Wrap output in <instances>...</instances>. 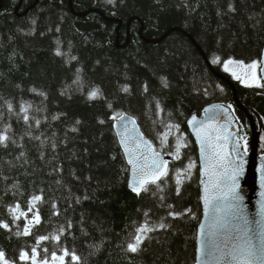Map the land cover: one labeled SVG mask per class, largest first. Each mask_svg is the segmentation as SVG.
Masks as SVG:
<instances>
[{"label": "trees", "instance_id": "1", "mask_svg": "<svg viewBox=\"0 0 264 264\" xmlns=\"http://www.w3.org/2000/svg\"><path fill=\"white\" fill-rule=\"evenodd\" d=\"M113 19L122 20L119 31ZM187 35L231 78L229 60L261 63L264 0H0V135L10 138L0 145V225H8L0 251L9 264H31L33 249L39 264L56 256L63 264L196 263L203 205L188 121L223 104L246 153L252 130ZM234 84L264 155V84ZM121 115L172 157L159 187L139 196L114 129ZM140 227L154 230L131 253Z\"/></svg>", "mask_w": 264, "mask_h": 264}, {"label": "snow or ice", "instance_id": "2", "mask_svg": "<svg viewBox=\"0 0 264 264\" xmlns=\"http://www.w3.org/2000/svg\"><path fill=\"white\" fill-rule=\"evenodd\" d=\"M109 3H113L114 0H108ZM231 10H235L234 8ZM34 23V21H33ZM59 54V53H57ZM216 62H219V57L216 58ZM228 64L236 63L232 60L227 62ZM243 66V62H238ZM257 61H253L251 64L247 65L249 69L255 70L258 67ZM235 74V73H234ZM240 77L237 76V79ZM255 80V76H253ZM260 86V85H257ZM125 92L128 88L123 89ZM145 90H147V85H145ZM100 95L99 89L93 90L89 94L90 99H95ZM120 120H124V116H119ZM27 120V116H25ZM39 124V121L36 122ZM79 123V121H77ZM103 123V121H101ZM134 123V121H133ZM190 123L195 127L196 117L193 116ZM203 127V126H201ZM126 128V125H125ZM73 131H76L73 128ZM198 139L200 140L201 151L204 153L205 168L204 175L209 177V183L211 189L208 185H205V195L203 197L205 205V214L211 213L213 217V224L210 228H220L227 230L231 225V220L221 223L217 220V214L224 211L225 207L232 212V219L243 220L244 227L242 230V236L232 237L235 241L230 246L225 245V249H221L218 244L215 243L213 239H209L206 242L202 241L201 245V255L207 256L219 261H224L225 264H264V203L261 204L260 213L261 219L250 220L247 216L241 215L242 209L239 206V202L243 199L239 192L238 177L242 174V166L234 165V162L229 159L231 153L224 151L225 144L229 142V135L223 134L220 130L212 129L211 131H206L201 133L200 128H195ZM226 131V130H225ZM214 133V134H213ZM241 139H243L241 137ZM10 138L7 135H0V145L7 147V142ZM223 141V143H221ZM14 143V141H12ZM121 143L124 144L125 140L122 139ZM147 143V142H146ZM238 145V141H237ZM186 145L179 144L176 147V154L179 155L180 149ZM55 147V145H53ZM149 148L151 145L149 144ZM126 151H129L127 148ZM238 150V149H237ZM23 155V153H21ZM158 153H154V158L151 164H144L134 171L135 180L130 185L131 190L138 196L144 192L148 193L152 191L149 185H156L159 187L158 181L161 177L167 175L166 162L161 164L156 157ZM147 160V157H145ZM130 164H134L135 161L130 159ZM193 164L189 165V168L193 167ZM261 186L264 187V165L261 166ZM264 197V192L261 193ZM42 198L40 196L33 197V202L40 201ZM221 201H226V205L222 204ZM179 215V214H172ZM19 219V217H17ZM36 223H39V216L35 217ZM0 227L8 228L7 224H2ZM71 227V224L69 225ZM159 228H166L167 225L160 224ZM154 229L149 227H140L137 229V235L134 237V242L127 245V250L131 253H137L141 250V245L144 243L145 239H148L144 235L146 232L153 231ZM21 233H18L20 235ZM23 235H29L30 230L25 229L22 233ZM203 235V233H201ZM209 237H215L216 233L214 231H209ZM48 237H40L41 240L47 239ZM59 240V236L55 237ZM65 256L69 255L68 251L65 250ZM23 259L28 258V254L24 253ZM63 264V257H59ZM73 261H79V257L74 253L71 256ZM0 264H9V261L5 259V254L0 251ZM32 264H36L35 261V249H33Z\"/></svg>", "mask_w": 264, "mask_h": 264}, {"label": "water", "instance_id": "3", "mask_svg": "<svg viewBox=\"0 0 264 264\" xmlns=\"http://www.w3.org/2000/svg\"><path fill=\"white\" fill-rule=\"evenodd\" d=\"M111 22L118 24V31L121 29L123 22L121 19H113ZM142 36V34H141ZM191 40L196 49L204 57L206 63L208 64L212 73L221 81L225 82L231 89L234 97V101L237 107L247 116L249 120L251 130H252V141H251V150L250 154L246 155L243 151L241 143V130L240 124L233 114V112L226 106L218 103L213 104L205 108V110L200 114L196 115L195 127L190 123L192 118L188 121V128L190 133L194 137L196 142L198 152H199V162H200V176H201V201L203 205V216L198 229L197 237V259L195 264H225L224 261L217 262L216 260L209 258L207 256H202L200 249L202 241L206 242L209 239H213L216 244L219 245L221 249H225V245H231L235 242L232 237L242 236V230L244 227L243 220L232 219V212L229 211L226 207L225 210L217 214V220L221 223L231 220L230 227L225 229L220 228H210L213 224V217L211 213L208 215L205 214V205L203 197L205 195V185H211L209 183V177L204 175L205 168V159L204 153L201 151L200 140L197 137L195 128H200L201 133L206 131H211L212 129L220 130L221 133L229 135V142L225 144L224 151L231 153L229 159L234 162V165L242 166V174L238 177L239 183V192L243 199L239 202L240 208L243 210L241 215L247 216L250 220H259L261 219L260 208L261 204L264 203V197L261 196V193L264 192V187L261 186V166L264 165V156L259 157V146H260V133L256 127L255 119L250 115L249 111L244 107L240 102L238 97V90L234 82L223 74H220L216 71L208 61L205 53L202 51L197 42L187 35ZM261 76L264 80V50L261 57ZM124 120H120L119 117L115 120L114 129L118 137L119 144L126 158L127 164L130 168V180H129V189L131 190L130 185L134 182L135 176L134 171L144 164H151L152 159L154 158V153H158L159 156L156 159L159 160L161 164L166 162L167 174L170 167V161L172 160L171 156L159 152L156 150L154 144L150 139L146 137L142 131L138 121L130 116L123 115ZM134 121V123H133ZM126 125V128H125ZM203 126V127H201ZM226 130V131H225ZM214 134V133H213ZM124 139L125 143L122 144L121 140ZM238 141V145H237ZM147 142V143H146ZM223 143V141H221ZM149 144L151 148H149ZM129 151H126L125 149ZM238 149V150H237ZM147 157V160H145ZM132 159L135 161L134 164H130L129 160ZM165 176L161 177L160 181ZM158 181V183L160 182ZM131 192H133L131 190ZM134 193V192H133ZM136 194V193H134ZM137 195V194H136ZM222 204L226 205V201H221ZM209 231H214L216 233L215 237H209ZM203 233V235L201 234Z\"/></svg>", "mask_w": 264, "mask_h": 264}, {"label": "rangeland", "instance_id": "4", "mask_svg": "<svg viewBox=\"0 0 264 264\" xmlns=\"http://www.w3.org/2000/svg\"><path fill=\"white\" fill-rule=\"evenodd\" d=\"M247 65H249V64L243 63V66H242L238 62L232 63V64L226 63L223 66V70L226 73H228L232 77L233 80L240 83L242 86H245V87H262V86H257V85L262 84V77L260 75V64L258 63V67L255 70L249 69L247 67ZM237 76L240 78L237 79ZM253 76H255V80L253 79ZM245 154L249 155L250 151L248 153L245 152ZM261 157L262 156L260 155V158ZM28 217H29V220L31 222H33L35 220V217H36L35 212L32 210ZM59 257L60 256H56L51 261L42 262L40 264H62V261L60 259H58ZM63 261H64V259H63ZM36 264H39V263L36 262Z\"/></svg>", "mask_w": 264, "mask_h": 264}, {"label": "flooded vegetation", "instance_id": "5", "mask_svg": "<svg viewBox=\"0 0 264 264\" xmlns=\"http://www.w3.org/2000/svg\"><path fill=\"white\" fill-rule=\"evenodd\" d=\"M263 84H264V81L262 80V84L260 86H263Z\"/></svg>", "mask_w": 264, "mask_h": 264}]
</instances>
